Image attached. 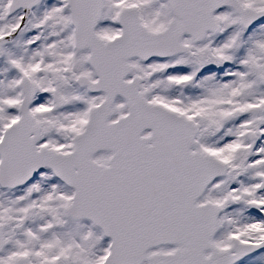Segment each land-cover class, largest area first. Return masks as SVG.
Instances as JSON below:
<instances>
[{"label":"snow or ice","instance_id":"1","mask_svg":"<svg viewBox=\"0 0 264 264\" xmlns=\"http://www.w3.org/2000/svg\"><path fill=\"white\" fill-rule=\"evenodd\" d=\"M0 264H264V0H0Z\"/></svg>","mask_w":264,"mask_h":264}]
</instances>
